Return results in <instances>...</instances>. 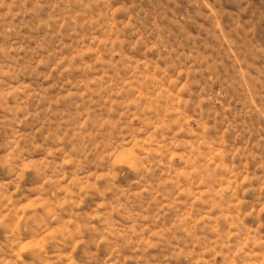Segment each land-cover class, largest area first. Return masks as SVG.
Instances as JSON below:
<instances>
[{"label":"rangeland","instance_id":"1","mask_svg":"<svg viewBox=\"0 0 264 264\" xmlns=\"http://www.w3.org/2000/svg\"><path fill=\"white\" fill-rule=\"evenodd\" d=\"M0 264H264V0H0Z\"/></svg>","mask_w":264,"mask_h":264}]
</instances>
